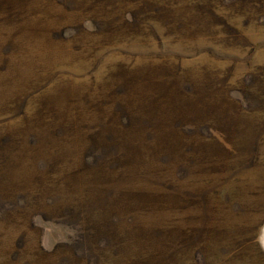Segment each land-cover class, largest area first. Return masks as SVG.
I'll use <instances>...</instances> for the list:
<instances>
[{
    "label": "rangeland",
    "instance_id": "1",
    "mask_svg": "<svg viewBox=\"0 0 264 264\" xmlns=\"http://www.w3.org/2000/svg\"><path fill=\"white\" fill-rule=\"evenodd\" d=\"M0 264H264V0H0Z\"/></svg>",
    "mask_w": 264,
    "mask_h": 264
},
{
    "label": "trees",
    "instance_id": "2",
    "mask_svg": "<svg viewBox=\"0 0 264 264\" xmlns=\"http://www.w3.org/2000/svg\"><path fill=\"white\" fill-rule=\"evenodd\" d=\"M92 146V144L90 145V147ZM96 169L98 170V174H100L101 175V173H104V171L106 170V169H101L102 171H100L99 170V167H96ZM88 201V200H87ZM87 204H85L84 205V207L86 206ZM87 207H91V203H89L88 202V205H87ZM87 207H85V208H87ZM65 209H67L69 212H70V214L72 215V213H74L75 212V210H78V203H73L72 205H70V204H67L66 205V207H65ZM72 212V213H71ZM66 215H67V213H66ZM92 220H94V219H92ZM98 222V221H97ZM91 243H93V242H91ZM94 244V243H93ZM83 249L81 248V251H82Z\"/></svg>",
    "mask_w": 264,
    "mask_h": 264
}]
</instances>
